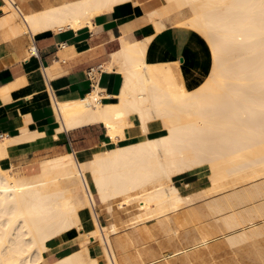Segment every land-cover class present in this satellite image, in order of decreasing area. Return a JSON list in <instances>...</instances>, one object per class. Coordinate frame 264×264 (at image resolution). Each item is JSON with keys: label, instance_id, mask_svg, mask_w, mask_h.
I'll use <instances>...</instances> for the list:
<instances>
[{"label": "bare ground", "instance_id": "bare-ground-1", "mask_svg": "<svg viewBox=\"0 0 264 264\" xmlns=\"http://www.w3.org/2000/svg\"><path fill=\"white\" fill-rule=\"evenodd\" d=\"M130 1L138 4L137 0H57L45 2L40 10L30 11V7V12H24V7L19 6L21 2L3 0L0 41L20 42L23 35L32 39L38 32L63 27H92L96 14ZM185 10L190 15L174 25L197 32L206 41L211 60L208 73L196 86H186L178 62L147 60V44L152 36L148 35L141 41H123L121 49L112 53V60L119 63L118 70L123 73L122 86L114 101L101 102L98 86L81 98L64 101L51 98L58 122L53 129L54 137L63 130L100 122L109 138L101 144L106 149L81 160L73 152L51 156L41 159L39 170L34 173L13 174L8 166L11 149L44 133L30 132L21 126L19 135L0 138V264H100L99 257L91 254L90 246L100 248L105 264H120L110 234L119 232L123 226L130 227L131 235H135L139 223L157 218L166 225V239L177 242L170 214L186 203L192 204L194 198L180 192L172 182L173 175L208 164L212 183L207 188L208 196L264 176V0H161L158 7L145 15L158 31L164 27L163 18ZM31 50L35 51L33 41L24 56ZM23 81L24 78H19L0 88V96L9 98L11 89ZM132 116L137 117L138 126L136 137L130 140L126 128ZM159 126L163 129L154 133ZM59 181L76 184L65 188ZM199 195L195 197H201L200 200L207 196L205 192ZM216 201L220 202L217 198ZM133 204L136 211L118 217L121 221L117 223L114 218L117 212L127 211ZM100 213L106 214V224L100 222ZM229 214L226 220L223 218L227 215L223 218L220 215L221 224L229 223L223 224L225 229L221 230L225 232L228 227H240V218H235L240 220L239 224L230 226L231 217L236 214ZM218 218L215 225L221 220ZM84 219L90 224L87 230H83ZM262 232L264 223H259L228 236L227 243L244 242L263 235ZM73 233L71 240L77 243L76 249L50 261L44 259L48 240ZM117 237L123 238L121 234ZM178 246H172L175 252L165 256L162 264H192L185 251L177 256L181 251ZM176 257L179 258L174 260ZM258 259L256 264H264L263 256Z\"/></svg>", "mask_w": 264, "mask_h": 264}, {"label": "crops", "instance_id": "crops-1", "mask_svg": "<svg viewBox=\"0 0 264 264\" xmlns=\"http://www.w3.org/2000/svg\"><path fill=\"white\" fill-rule=\"evenodd\" d=\"M56 1L57 0H15L17 4L21 2L19 6L21 9L24 7V12L40 10L44 7L45 2L57 3ZM22 2H25L27 6L25 4L23 5L28 7L27 9L22 5ZM137 2L138 4H133L132 1L120 3L115 5L112 10L96 14L92 19V27L88 25L77 29L63 27L60 28L61 30H45L41 33L38 32L34 34L35 36L33 35L32 39L26 38L24 40L22 38L20 42L0 41V88L7 86V84L19 78H24L21 84L11 89L9 98L3 99L0 96V138L19 135L21 126L27 127L30 132L34 130V132L37 133H44L43 136H38L37 139L32 142L16 145L11 149L8 163L14 166L16 170L21 173H34L39 170V162L41 159L67 152H73L80 160L88 158L91 156V150L94 147H103L101 146L102 142L108 141L109 138L107 137L105 127L100 122L89 123L70 130H63L64 132L61 131L58 133L57 137H54L53 129L57 126L58 122L52 107V99L64 101L81 98L98 86L100 89L99 94L101 92V102L109 103L114 101V97L120 92L122 86L123 73L118 70L120 66L119 63L112 60V53L121 49L123 41H141L144 40L146 36L152 35L147 44V60L150 62H178L180 73L188 88L196 86L206 76L211 62L206 41L197 32L184 26L174 25L179 21L176 15L163 18L165 28L163 27L156 31L153 27L154 25L149 18H147L148 16H146L145 13L158 7L160 5L159 0H137ZM2 4L3 0H0V6ZM32 41L35 46V51L31 50L28 56H24L25 49H28V45ZM90 69L91 74L88 76V71ZM137 126V117L132 116L129 118V125L126 128L128 139L132 140L136 137ZM159 129L162 130L163 127L159 126L154 130V133H157ZM62 150L67 151L55 152L49 156L36 157L38 154ZM210 173L209 165L203 164L199 167L172 176L173 184L179 188L182 194L185 196H194H192V198H194V200H191L192 204L186 203V206L182 205L175 211L176 215L174 212L170 214L171 221L176 228V235H178L179 247H181V251L177 254L179 255L180 253L186 252L185 254L189 257L192 264H256L260 256L264 257L263 232V235L260 234L259 236L251 237L252 239L248 238L247 241L232 245L227 243L229 241V239L227 241V238L243 229L257 226L259 223H264V176L254 178L255 181L249 180V183H239V185L236 184L235 187L233 185V188H227L228 191L224 190L218 193H216V191L214 192L215 194L211 193L212 195L208 196L207 188L209 189L212 185ZM253 182L257 185H253ZM200 191L201 193L203 192V194L205 192L207 196L204 197L203 194H200ZM196 195H203V199L200 200L201 197L199 198L197 196L198 199L195 197ZM215 197L220 202H215ZM195 198H197L198 201L197 199L195 200ZM225 200H227L228 204ZM207 203H209L211 207ZM254 203H256L257 206L254 205ZM190 205L193 207L195 206L196 209L192 208ZM257 207L258 209L260 207L261 210L255 209ZM217 208L218 210L220 209L221 212L220 210L218 211ZM226 209L228 211H225ZM238 209L240 211H238ZM254 209L255 213H253ZM257 211L259 212L257 213ZM228 212H230V214H232V212L236 214L233 218H240L241 221L238 219L234 221L231 217L232 220H230V222H233L230 223V226L234 227L237 225L238 221H240V227L239 225L234 229L228 227L231 230H227L228 228L226 227L227 229L225 232L221 229H225V226H229V223L227 222V224L225 221L228 217ZM178 213L181 214L178 216ZM209 213H211V215ZM256 213L259 215L257 216ZM201 214H203V217H199ZM220 215L222 218L227 215L223 218L225 219V223H223L224 225L226 224L225 226L221 224L222 219ZM217 218L221 220L216 221L218 224L215 225L214 220ZM244 219L248 220H246L247 224ZM175 220L179 222V225ZM178 220H181V223ZM251 220L252 222H250ZM107 221L108 219L106 218L104 224H106ZM192 221L195 224L193 223L190 225ZM227 221H229V219H227ZM145 222L137 225L136 232H134L135 235H131V228L128 226H125V228L123 226L119 229V232L117 231L115 234H110L111 244L116 254L115 257L118 255L116 257L118 263L133 264L134 262V264H156L162 261L165 256H171V254L175 252L174 248L166 239L168 234L162 222H160V219L152 218ZM184 223L187 224V226H185ZM193 225L197 230L192 228ZM204 225L207 227H204ZM217 225L219 227L222 226V228H220L221 231H218L217 228L219 227ZM202 226L204 229L207 228V232L210 236L206 234V229L203 230L200 228ZM83 227V230L90 228L89 221L86 219L83 221ZM188 228H190V230ZM210 228H213L211 231L215 236H212L209 232ZM198 230H200V232ZM197 231L202 233L199 234ZM191 233H195L194 235L196 237ZM120 234L123 238L120 237ZM137 235H140L141 238ZM130 236H135L136 239ZM115 237L116 241H114ZM73 238L74 233L59 235L48 240L47 250L44 252V259L50 261L76 249L77 243L71 240ZM138 238L140 239L138 240L140 241L139 243H137ZM192 238L199 240L196 242ZM203 238H205V240H200ZM135 240L137 245L135 244ZM120 246L122 247L120 248ZM90 252L91 254L95 253L93 246H90ZM152 254H154L153 257L151 256ZM99 263L105 264L102 256H99Z\"/></svg>", "mask_w": 264, "mask_h": 264}, {"label": "rangeland", "instance_id": "rangeland-1", "mask_svg": "<svg viewBox=\"0 0 264 264\" xmlns=\"http://www.w3.org/2000/svg\"><path fill=\"white\" fill-rule=\"evenodd\" d=\"M159 2L161 3V0H159ZM0 13H2V11L0 10ZM190 15V11L189 10H185L184 12H182V13H180V14H177L176 15V18L178 19V20H182V19H184V18H186V17H188ZM21 38H23L24 40L26 39V38H28L29 39V37L27 36V35H23ZM120 143H122V142H120ZM107 147V146H106ZM106 147L104 146V147H94L91 151H92V154H93V152H95V151H100V150H103V149H106ZM67 150H69V149H67ZM67 150H62V151H51V152H46V153H43V154H38V155H36V157L38 158V157H43V156H49V155H51V154H53V153H55V152H63V151H67ZM92 154H91V156H92ZM75 155V154H74ZM75 157H76V155H75ZM90 157V156H89ZM77 158V157H76ZM78 159V158H77ZM78 160H80V159H78ZM8 166H9V168H10V171L13 173V174H22L20 171H18V170H16L15 169V167L14 166H12L11 164H9L8 163ZM76 184V182L75 181H73L71 184L70 183H67V182H63V181H59V185L61 186V187H65V188H68V186H70V185H75ZM130 209H128L127 211H124V210H122V211H119V212H117V214L115 215V219H116V222L118 223V222H120L121 220H120V218H118V217H126L128 214H130V212L132 213V212H134V211H136V206H135V204H133L132 206H130L129 207ZM124 211V212H123ZM103 214V215H102ZM100 213V215H99V219H100V221H101V223L102 224H104V221L106 220V218H107V216H106V214L105 213ZM118 215V216H117ZM166 227V225L164 226V228ZM168 240V239H167ZM176 240H177V242H170V241H168L170 244H171V246H173L174 247V244H175V246L177 245H179V242H178V238L176 237ZM179 247V246H178ZM181 250V247H179L178 248V250ZM94 250H95V253L94 254H92V255H97L98 257L99 256H101V252H100V248L99 247H95L94 248ZM177 256H179V255H177ZM179 257H176V258H173L174 260L175 259H178ZM172 259V260H173ZM47 261V260H46ZM165 262V259H163L162 261H160V262H158V263H156V264H162V263H164Z\"/></svg>", "mask_w": 264, "mask_h": 264}, {"label": "built area", "instance_id": "built-area-1", "mask_svg": "<svg viewBox=\"0 0 264 264\" xmlns=\"http://www.w3.org/2000/svg\"><path fill=\"white\" fill-rule=\"evenodd\" d=\"M15 4V6H16V8L18 9V6H17V4L16 3H14ZM19 10V9H18ZM91 74V69L88 71V76ZM0 136H1V134H0Z\"/></svg>", "mask_w": 264, "mask_h": 264}]
</instances>
